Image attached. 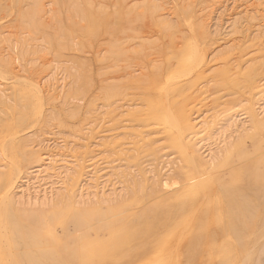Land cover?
Masks as SVG:
<instances>
[{"label":"rangeland","instance_id":"1","mask_svg":"<svg viewBox=\"0 0 264 264\" xmlns=\"http://www.w3.org/2000/svg\"><path fill=\"white\" fill-rule=\"evenodd\" d=\"M235 1L0 0V38L6 47L2 51L0 45V81L4 79L6 90L5 98H0V200L11 185L13 164H20L24 173L35 161L31 148L25 146L28 139L46 138L45 133L62 137L66 155L77 164L59 180L53 205L47 209L51 220L40 228L50 244L45 248L63 256L62 263L46 264H101L97 256L73 261L63 250L75 232L68 212L72 208L93 224L95 238L104 235V226L109 230L132 223L150 226L149 233L133 240L125 252L112 250V259L105 264H161L175 239L174 243L181 239L180 264H221L224 254L219 257L215 250L226 238L218 222L212 219L220 233L207 216L216 203L211 197L209 203V195L202 203L193 189L194 170L176 140L177 132L192 134L195 125L190 120L201 115L222 117L221 124L228 128L227 151L222 149L220 161L210 170L214 182L208 187L216 193L221 183L228 189L234 185L236 197L245 202L240 210L251 219L243 246L230 262L264 264V118L255 125L251 109L264 106V0ZM207 6L212 21L203 33L198 26ZM234 38L237 47L229 60H215L214 48ZM197 46L206 53L204 61L190 69L181 52L187 49L191 54ZM13 59L27 79L42 78L56 68L63 74V96L37 99L29 82L14 79ZM117 107L123 108L117 111ZM238 111L245 116L231 120L230 113ZM166 116L177 118V125L166 124ZM183 119L190 125L186 130ZM231 121L234 126L227 124ZM88 123L92 126L87 131ZM164 162L173 168L171 174L161 171ZM85 165L97 174L102 169L115 174L114 184L104 192L107 205L100 195L95 203L90 199L77 205L75 182L82 178L84 184L89 177L86 171L82 177ZM235 170L244 174L230 180ZM166 195L173 196L172 204L162 218L154 211ZM198 239L188 253L187 247ZM144 248L150 250L141 255ZM11 251L19 255L13 246ZM6 259L0 264H9Z\"/></svg>","mask_w":264,"mask_h":264},{"label":"bare ground","instance_id":"2","mask_svg":"<svg viewBox=\"0 0 264 264\" xmlns=\"http://www.w3.org/2000/svg\"><path fill=\"white\" fill-rule=\"evenodd\" d=\"M209 1L214 2L216 0H209ZM235 2H237V0ZM214 5H216V2L213 3L212 6ZM209 7L211 6H207L206 8H203L201 11L203 12V15L201 16V23L198 26L199 32L203 31L204 33L205 30L209 28V24H211L210 22L212 21L211 17H212L213 12L211 10L207 11ZM205 11H207L206 14H205ZM232 41H235V38L220 42L218 46L214 48L212 52L214 57L213 56L212 57L214 59L219 58V60H227L232 55L233 49L235 50L237 47V44ZM0 45L3 51V48L5 47L3 38H0ZM198 46L194 48V50H192V53H193L192 56H191L192 53L190 54L189 50L187 49H185L184 51L181 50L182 51L181 58L187 63V65L190 66V69L191 67L196 68L200 66V64L204 61V56L206 53L202 52ZM116 49L114 48V50ZM1 54H3V52ZM12 64H13L12 67L11 66L10 67L15 72L14 79L17 81L23 80V81L29 82L28 85L30 87V90L35 94V97L37 99L39 100H43L46 98L47 99L49 98L59 99L63 96L64 94L63 90L65 87L63 85V82H64L63 77L61 76L63 74L57 71L56 68H55L56 70L52 69L48 71L46 76L42 78H38V79L29 78L30 79L29 80L27 79L28 77L27 78L25 77L24 71L21 70V66L16 59H13ZM3 80H1L2 82L0 81V98L4 99L6 90L3 87ZM262 86H263L262 93H264V83L262 84ZM119 108H123V107H117L116 110L118 111ZM251 109H252V120L255 125L259 126L261 121L264 118V106L263 107L259 106L258 109L251 107ZM167 110H169V107L167 108ZM241 112L239 111L236 113L234 112V114L231 112L230 113L231 120L233 117H235V120H236V116H242V115L245 116L244 114L239 115ZM172 117L170 118V116L169 117L166 116L164 118L165 119L164 122L166 124L173 123L174 125H177L174 123V121H177L176 120L177 118L173 121ZM222 119H223L222 117H220L219 119L218 117H214L213 115L211 116L209 115L207 117L205 115H203V117L202 115L201 117L194 116V118L190 120V122L194 123L195 125L193 133L190 134L191 136L183 134L185 131L180 132V133L177 132L178 134L176 135V140H177V143L181 151L184 154L185 160L192 166L194 170V174L192 176H193V181L195 180L196 183L194 182L193 189L197 192V195L199 194L202 196L201 201L203 199H206L207 196L209 195L208 199L210 200V197H211L216 203L215 205L213 204L214 205L213 210H210L211 208L209 209L210 210L208 211L209 215L207 216H211V224L212 225L214 224L213 226H215V221L218 222L220 228L222 229V233L224 234L226 239L224 240V244H222L215 250V253H217L218 256L219 254H224V259L222 260L221 264H231L230 261L232 259L231 257H233L234 255L233 253L234 252L239 253L240 249L243 246V242L246 236L245 231L249 230V226H250L249 220L251 221V219L246 215L245 211L240 210L241 207L245 204V202L241 201L240 199L236 197L237 196L235 195L236 187L232 185L233 182L231 183L232 185L231 189H228L226 184L221 183L219 190H217L216 193L213 192L215 188L212 191V189L208 187V185L211 182L212 183L214 182L211 180V175L212 173H214V170L213 171H210V170L214 168V166L217 165V163L220 161L221 159L220 154L222 152V149H224V151L225 150L227 151V146L225 145V134L228 128L224 127V125L221 124V122L223 121ZM233 121L227 124L234 126L235 122ZM181 124H182L181 126L183 130H186L188 127H190L188 120L186 119H183V121H181ZM91 126H92L91 123L87 124L86 126L87 131ZM175 128H177V126H174V130ZM242 129L246 131L247 127H245V125L243 124ZM45 135H46V138L42 137L43 139L42 138L36 139L37 137H35V139L32 138L26 141L25 146L29 149L31 148L32 150L31 157L34 158L35 161L32 163V165L28 167L27 171L24 173L21 170L20 164L19 165L13 164L12 170L10 172L11 180H12L11 185L8 186L9 188L6 189L3 197L0 200V259H3V257H8L9 258L8 260L10 261L9 264H46L45 262L47 261L49 262L59 261L61 263L63 262L62 254L57 252L56 249L52 250V249L45 248L46 245H50V244L40 234V228H44V226H47L49 224V220H51V217H52V215H50L51 211L47 209L49 207H52L53 205L54 191H57L56 186L58 185L59 180H61L64 176H67L69 172L74 167H76L77 164L75 165L74 164L75 161L66 155L65 150L67 148V145L65 143L67 142H65V140L62 137L55 136L56 137L55 138L50 133L49 134L45 133ZM77 140L79 141V139ZM70 143H73V141H71ZM220 144H222L221 147H220ZM214 146L217 147L216 150H213ZM202 153L205 154V156H203ZM258 154H260V152ZM1 156L3 157L2 159H5L4 154H2ZM10 163L12 162L10 161ZM167 164L168 162H164V166L161 168V171L165 170L164 171L165 174L168 172L169 174H171L172 173L171 169L173 168H168ZM90 166H93V165L91 164ZM81 167H82V172H83L82 177L84 176V173H85L84 171L88 172V176H89L86 180H84L85 181L84 184L82 183L83 182L82 178L81 180L77 179V181L75 182L76 186H78L77 190H79V193L77 195L79 196V201L77 205L83 206L90 199H93L94 201L96 197L99 195L103 199L105 197L104 196L105 189L109 188L110 185L114 184L115 174H112L113 172L112 170H109V171L107 170V172H103L105 171V169L100 170V174H97V172L94 171V168L90 169V167H86V165L81 166ZM154 174L155 173H153V177L155 176ZM243 174H244L243 170H235L233 171V174L231 177L232 179L230 178V180H235L237 178L240 179L243 176ZM219 184L220 183L218 182V185ZM166 196L167 198L163 199L159 204H157V210L154 211V213L157 216L162 217V218L165 217L169 213V207L172 204L171 198L173 196H169V195H166ZM163 197L165 196H162V198ZM178 200H179V197H178ZM102 202L106 205L108 203V201L105 198L102 200ZM203 202L204 201H202V203ZM209 203H212V201L210 200ZM178 205H179V202H178ZM210 205L212 204H209V206ZM215 206L217 207V209L215 208ZM201 207H202V204H201ZM238 209L240 210L239 213H237ZM196 210H198V208ZM68 212L70 213L69 217L73 219V222L75 224V232L73 234L71 242L68 244L66 243L63 250L66 251L68 257L73 261H77V260L82 261L84 259L87 260L89 259V257L91 258L93 256H97L100 258V263L105 264L110 259H112V250L119 249V250H122V252H125L127 248L126 246L128 244H130L133 240L135 241V239L143 238L145 234H148L150 231V226L147 225L146 222H143L141 224H133V223L127 224L122 228L120 227V229L113 228L111 230H109V226L107 227L104 226V228H102L103 229L102 231H104V235L101 237L95 238V233L97 231L95 232L92 231L93 224L87 221L83 213L79 212L78 210H73V208L72 210L68 209ZM101 212L103 211L101 210ZM121 213L123 212H120L119 215ZM199 213L197 214L199 215ZM107 219H108V216H107ZM212 219L215 220L214 223L212 222ZM195 220L193 218L192 222L194 223ZM175 225H177V223ZM195 226L196 224H194V227ZM191 228L192 227H190L189 229L191 230ZM214 228L217 233L221 232L220 230H218L217 226H215ZM195 231L196 230H194V232ZM187 232L188 230L186 231V234ZM234 238L237 240H234ZM174 241L171 243L170 246H167V252L161 257V262H160L161 264H180L178 257H179L181 242L180 243L178 242L181 241V239L178 242L176 241L175 243ZM198 241L199 239L196 242H193L191 246L187 247L188 253H189V249L194 247L198 243ZM160 243H162L163 245L164 241ZM183 244H184V241H183ZM12 246L17 248L19 255L15 254L16 255L15 256L12 254V251H11ZM149 250L150 248H144V250H142L141 255L148 253ZM212 257L216 258V256L215 257L212 256ZM213 264H217V262Z\"/></svg>","mask_w":264,"mask_h":264}]
</instances>
